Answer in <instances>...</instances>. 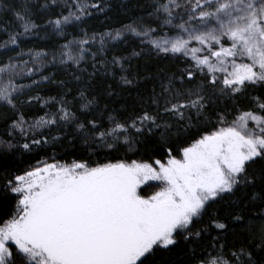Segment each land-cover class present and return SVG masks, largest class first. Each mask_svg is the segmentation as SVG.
I'll return each mask as SVG.
<instances>
[{
    "label": "snow or ice",
    "instance_id": "1",
    "mask_svg": "<svg viewBox=\"0 0 264 264\" xmlns=\"http://www.w3.org/2000/svg\"><path fill=\"white\" fill-rule=\"evenodd\" d=\"M114 7L0 0V264H264V0Z\"/></svg>",
    "mask_w": 264,
    "mask_h": 264
},
{
    "label": "trees",
    "instance_id": "2",
    "mask_svg": "<svg viewBox=\"0 0 264 264\" xmlns=\"http://www.w3.org/2000/svg\"><path fill=\"white\" fill-rule=\"evenodd\" d=\"M135 2H136V0H114L115 7H114L113 12L111 13V15H113L115 19L112 22L115 23L116 19L124 20L125 22H127L123 12L121 10H118V5L120 3L128 4L130 9L134 11L135 9L132 8V5H134ZM100 20L102 21L103 17H100ZM96 26L97 27L100 26L99 22L96 23ZM31 43H36V44L42 45V44L45 43V41H41V40H39V38H35L34 37V38H32V41L30 42L29 46H31Z\"/></svg>",
    "mask_w": 264,
    "mask_h": 264
}]
</instances>
